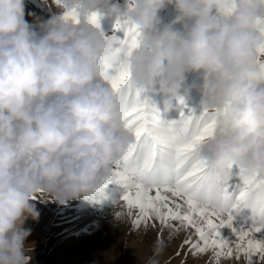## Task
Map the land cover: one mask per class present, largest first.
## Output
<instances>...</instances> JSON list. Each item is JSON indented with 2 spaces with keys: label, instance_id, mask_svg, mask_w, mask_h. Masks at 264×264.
<instances>
[{
  "label": "clouds",
  "instance_id": "obj_1",
  "mask_svg": "<svg viewBox=\"0 0 264 264\" xmlns=\"http://www.w3.org/2000/svg\"><path fill=\"white\" fill-rule=\"evenodd\" d=\"M49 7L36 31L25 0H0V264H31L25 223L39 220L36 201L67 206L103 193L135 143L105 78L118 45L101 17L137 29L124 57L129 83L160 98L151 107L161 118L179 113L194 90V112L215 117L195 153L210 185L264 175V0H127L123 13L113 0ZM167 8L175 16L165 22ZM196 73L201 81L190 84ZM154 248L141 264H159L163 246Z\"/></svg>",
  "mask_w": 264,
  "mask_h": 264
},
{
  "label": "snow or ice",
  "instance_id": "obj_2",
  "mask_svg": "<svg viewBox=\"0 0 264 264\" xmlns=\"http://www.w3.org/2000/svg\"><path fill=\"white\" fill-rule=\"evenodd\" d=\"M114 28L123 32V38L114 37L118 47L105 58V78L121 102L127 130L135 137L114 162L115 182L125 189L121 200L128 214L136 210L134 226L158 229V239L166 229L169 236L194 229L197 239L189 235L181 245L188 249L186 257L197 258L211 250L215 264L221 258L239 260L241 255L246 264H264V175L210 185L195 153L199 143L215 133V117L191 109L185 114L181 101L177 119H162L129 83L124 57L136 46L137 29L121 20ZM259 53L264 55V48ZM224 228L235 240L223 235Z\"/></svg>",
  "mask_w": 264,
  "mask_h": 264
},
{
  "label": "rangeland",
  "instance_id": "obj_3",
  "mask_svg": "<svg viewBox=\"0 0 264 264\" xmlns=\"http://www.w3.org/2000/svg\"><path fill=\"white\" fill-rule=\"evenodd\" d=\"M25 2L27 10L36 14L37 23L34 24V29L39 31V22L47 20L53 14L49 7L51 0ZM113 2L123 13L127 0ZM160 15L168 22L174 18L175 12L167 8ZM25 18L32 22L31 17L26 15ZM100 24L107 35L115 34L116 37L123 38V32L114 28V17H101ZM200 81L201 74L196 73L188 77L190 84L193 82L199 84ZM143 98L147 99L150 106L158 104L160 99L150 92L145 93ZM199 100V93L194 90L185 104L186 107H183L185 114L189 109L198 114ZM178 117L179 113L173 112L162 118L174 120ZM124 191L121 184L112 183L106 186L103 193H98L88 200H73L67 206L36 201L40 212L39 220L29 219L25 223V227L32 230L28 242H34V257L31 264H131L133 259H138L135 264H141L142 258L156 255L154 246L157 242L163 246L162 252L156 257L159 264H182V261L185 264H215L211 250L197 258L190 254L185 256L188 249L187 247L182 249L181 245L189 235L192 239H197L194 229L180 230L172 236H169V230L166 229L158 239V229L135 227L133 221L136 210H132V215L128 214L121 200ZM221 231L226 238L235 240L229 229L224 228ZM177 251H180V255H176ZM253 259L258 260L257 257ZM220 264H246V260L243 255L239 260L221 258Z\"/></svg>",
  "mask_w": 264,
  "mask_h": 264
},
{
  "label": "bare ground",
  "instance_id": "obj_4",
  "mask_svg": "<svg viewBox=\"0 0 264 264\" xmlns=\"http://www.w3.org/2000/svg\"><path fill=\"white\" fill-rule=\"evenodd\" d=\"M30 225H31V224H30ZM29 239H30V238H29ZM29 239L27 238L28 241H29ZM137 260H138V259H137ZM137 260L133 259L132 262H131V264H135Z\"/></svg>",
  "mask_w": 264,
  "mask_h": 264
}]
</instances>
